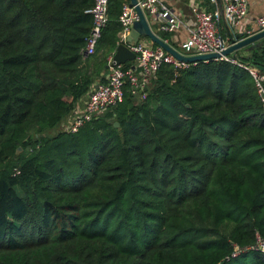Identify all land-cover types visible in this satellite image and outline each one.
<instances>
[{
    "label": "trees",
    "instance_id": "16d2710c",
    "mask_svg": "<svg viewBox=\"0 0 264 264\" xmlns=\"http://www.w3.org/2000/svg\"><path fill=\"white\" fill-rule=\"evenodd\" d=\"M125 2L109 0L84 57L93 0H0V264H264L231 257L264 241V106L247 70L163 65L145 98L125 86L77 133L47 134L105 82ZM228 57L264 74L263 45Z\"/></svg>",
    "mask_w": 264,
    "mask_h": 264
},
{
    "label": "built area",
    "instance_id": "2783aa9c",
    "mask_svg": "<svg viewBox=\"0 0 264 264\" xmlns=\"http://www.w3.org/2000/svg\"><path fill=\"white\" fill-rule=\"evenodd\" d=\"M209 1L211 4L218 2L217 0ZM136 3L145 17L152 18L160 33L172 34L177 30L186 29L188 37L181 44V50L184 52H180L186 56L220 53L233 44V42H228V38L225 39L219 34L218 23L221 19L227 23L233 40L237 34L243 33L246 38L264 30V18L257 20L255 31L243 29V23L248 15V0H219L218 7L214 10H207L199 3H194L190 6L192 25H188L182 17L169 10L161 0H136ZM86 13L92 17V27L82 54L84 57H89L95 53L102 32L109 23V0H93L92 7ZM137 20L138 15L135 7L125 3L118 18L119 44H125L131 26ZM128 48L135 55L134 65L127 68L124 65L111 67L112 58H110L105 82L90 91L83 108L76 107L73 110L68 122L62 125L63 131L70 134L77 133L94 117H98L107 109L122 103L126 85H129L132 95L145 98L143 91L148 86L150 79L155 77L163 65H170L176 71L187 68L189 65V63L178 61L159 46L154 47L139 41ZM220 60L229 61L247 70L254 81L260 103L264 106V74L257 67L238 63L236 59L228 56L222 57ZM246 251L264 254V241L258 234L255 235L253 245L244 249L235 248L231 257H236Z\"/></svg>",
    "mask_w": 264,
    "mask_h": 264
},
{
    "label": "water",
    "instance_id": "95a60500",
    "mask_svg": "<svg viewBox=\"0 0 264 264\" xmlns=\"http://www.w3.org/2000/svg\"><path fill=\"white\" fill-rule=\"evenodd\" d=\"M129 5L131 7H135V11L138 15V20L132 24L130 34L126 39L125 44L120 43L117 45L112 55V63L110 65L111 67L118 65H125L127 63H134L135 55L129 50L128 46L134 45L142 40L150 41L152 44L159 46L168 54L172 55L178 61L186 62L189 64H194L197 62H206L210 60H217L229 55L234 56L236 52L249 45L257 44V46L258 45L264 46V30H263L246 38H244L245 36L243 33L235 35L233 44L220 53L191 55V56L182 55L152 31L150 25L146 20L144 13L137 6L136 0H129ZM258 69L262 71V68L258 67ZM114 126L118 127V124L115 123Z\"/></svg>",
    "mask_w": 264,
    "mask_h": 264
},
{
    "label": "crops",
    "instance_id": "0c3cea01",
    "mask_svg": "<svg viewBox=\"0 0 264 264\" xmlns=\"http://www.w3.org/2000/svg\"><path fill=\"white\" fill-rule=\"evenodd\" d=\"M161 2L172 12H174L175 14H177L178 16L182 17L183 20L188 24V25H192L193 21H192V17L190 14V6L194 3H199L201 5V7H204L205 9H207L205 7V1L204 0H161ZM219 2V1H218ZM218 2L216 4H211L209 1V8L211 10H214L215 8L217 9L218 7ZM129 4V0H127V2ZM124 3V4H125ZM123 4V5H124ZM208 10V9H207ZM260 18H264V0H248V15L246 20L243 23V29L246 31H255V29L257 28V20ZM146 19L148 21V24L150 25V28L152 29V31L158 35L161 38L162 33H160L157 29L156 24L153 22L152 18L149 16H146ZM218 31L220 35H229L230 34V29L227 25V23L225 21H223V19L220 20V22L218 23ZM119 33V32H118ZM168 38L166 40H164L166 43H168L173 49H175L176 51H178L180 53V49H181V44L187 39L188 37V33L186 31V29H180L177 30L175 32H173L172 34H167ZM118 36V35H117ZM141 42L146 43V44H151L154 47L157 46L155 44H152L150 41L147 40H142ZM119 44V39H118V43ZM116 45V46H117ZM116 49V48H115ZM115 49L110 52L109 54L105 55L104 52H101L99 54V58L101 59V62L103 61H109L110 58H112V55L115 51ZM129 64V66H133L134 63H127ZM108 72L105 73V77L107 75ZM97 85H99V83H96L95 85H93V87H96ZM129 87V85H126ZM85 104L84 102H80V104H76L75 108H83ZM74 108V109H75ZM68 118H66L60 126L66 124L68 122Z\"/></svg>",
    "mask_w": 264,
    "mask_h": 264
},
{
    "label": "rangeland",
    "instance_id": "374dc122",
    "mask_svg": "<svg viewBox=\"0 0 264 264\" xmlns=\"http://www.w3.org/2000/svg\"><path fill=\"white\" fill-rule=\"evenodd\" d=\"M180 52H184V51H182L181 49H180ZM59 131H63V127L62 126H60L59 128H57V129H54L53 131H51V132H48L47 134L49 135V136H54L56 133H58Z\"/></svg>",
    "mask_w": 264,
    "mask_h": 264
}]
</instances>
